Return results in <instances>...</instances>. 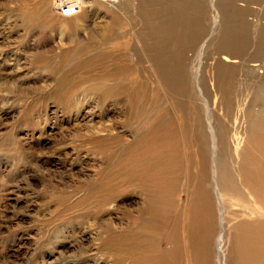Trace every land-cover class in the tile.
<instances>
[{
	"label": "rangeland",
	"instance_id": "obj_1",
	"mask_svg": "<svg viewBox=\"0 0 264 264\" xmlns=\"http://www.w3.org/2000/svg\"><path fill=\"white\" fill-rule=\"evenodd\" d=\"M219 1L218 17L213 0H119L93 8V0H0V264H147L154 256L166 258L171 248L166 235L177 222L190 221L182 210L190 209L198 188L208 194L211 264L231 259L238 223H264V207L237 175L251 125L264 107V70L251 69L264 60V20L253 23L264 15L246 11L247 23L227 0ZM139 7L151 10L155 24L173 22L174 32L160 33L157 40L164 34L174 64L183 66L188 91L180 99L190 107L189 120L193 113L202 124L200 155L180 145L172 170L161 158L165 185H173L168 219L150 213V185H156L150 171L159 159L145 162L137 154L155 141L144 138L143 117L161 113L162 122L176 128L178 114L151 85L138 91L125 80L112 97L88 91L90 75L109 61L101 39L112 16L139 27L144 21L134 14ZM178 30L186 33L185 45L174 39ZM227 37L246 44L238 50L242 63L225 68L214 59ZM135 39L123 38L110 59L137 65L142 53ZM97 71L99 77L104 73ZM216 75L223 82L218 100L211 86ZM199 76L203 92L194 89ZM213 121L220 142L215 155L209 136ZM215 156L233 177L234 190L220 192ZM153 220L161 228L152 236L147 225ZM180 232L184 241L181 225Z\"/></svg>",
	"mask_w": 264,
	"mask_h": 264
},
{
	"label": "bare ground",
	"instance_id": "obj_2",
	"mask_svg": "<svg viewBox=\"0 0 264 264\" xmlns=\"http://www.w3.org/2000/svg\"><path fill=\"white\" fill-rule=\"evenodd\" d=\"M116 1L118 3L119 0H93L92 8L94 7V5L97 6L98 4L106 5L109 7L108 3L110 4L114 2L116 3ZM213 1H214V7L217 9L218 17H219L220 14L219 8H221L219 4L220 1L219 0H213ZM252 4H255L258 7H253ZM227 5H229L230 8L234 9V11L237 14H240L242 17H244L246 21L249 20L248 17H245L246 11L252 12L254 10V12L256 13L255 15H257V13L264 15V5L253 0H227ZM238 6L242 7L243 10H239V9L237 10ZM225 8L227 9V7ZM150 11L148 10L146 11L145 9L140 8L139 10L134 12V14H137L138 17H141L144 20L143 23H140V25L141 24L142 25L139 27L136 26L134 23H129V22L123 23L122 19H120L119 17L115 18L114 16H112L111 27L107 28L104 31V36L101 39V42L107 45L108 51L106 52L107 53L106 59H109V61L103 63V67L102 66L100 67L104 69V73L101 74L100 77L97 74H95L96 72H98L97 70L100 68H97V70L94 71L95 73L90 75L89 77L90 85H88V91L89 93L95 91L100 96L112 97L113 94L115 95V92H113L115 88L118 89V85L125 80L127 81L129 80L130 83L134 86L136 85L137 90L144 88L145 92H147L146 88L151 85L153 87L152 92L155 91L156 88H159L161 90L162 94L164 95V98H166V101H168L172 107V111H173L172 114L175 116L178 114L179 121L181 122L179 123L177 122L176 128L174 127V125H171V122L170 123L162 122L161 113H155V114L149 113L147 114V116L143 117L145 119L143 128H147L148 130L146 131L148 134L145 135L144 138L147 137L150 144L154 140L155 141L150 146L145 145L144 151H142L143 150L142 148L137 154L138 158L145 157V159H141V161L145 160V162H148L147 159L150 160L151 162H153L156 159H159L154 163L155 165L154 169L149 166L151 169H153L150 171L151 174L153 175L150 174V176L154 180H156L155 181L156 185H150L152 188L151 192L153 193L152 196L153 210L150 211V213L153 214L155 218L161 215V216H165L168 219L171 215V210H172L171 208L173 206L171 197L169 196L173 185H165V182L163 180L162 168H161L163 164L161 162V158H165L164 160L165 164L167 165L168 168H171L172 170L173 169L172 167H174L176 162H178L180 145L187 148H191L192 152L196 154L198 153L200 155L201 148L203 147H202V141L199 138L198 129H200L201 131L202 124L199 123V116L197 119H195L193 113L191 116V121L189 120L188 111L190 107L189 105H187L188 106V111H187L186 110L187 106H185L186 102H183L182 99H180V97H182L183 95L186 97V93L188 91L186 86V80L182 75L183 66L174 64L169 49V42H167V40L165 39V35L163 34L164 39L160 38L157 40V35L160 33H165V34L170 33L171 35L172 32H174L173 31L174 25H172L173 22H171V24L168 25L155 24L156 22L153 23L151 22V19H149V17L151 18L150 15L152 14V12ZM130 13H126V16L128 17ZM180 18L179 21L182 20ZM257 20L262 21L264 20V17L259 19L257 17V19L253 21V23L256 22ZM247 23H249V21H247ZM115 27L123 28L122 32H119L120 31L119 28L116 29ZM114 29L116 30V32ZM181 32L182 31L178 30L176 34V38L174 39H176L178 45L180 44L185 45L186 37L184 34L186 33L183 34ZM88 34H89V39L97 38L95 34L92 33H88ZM75 35L79 38V34H75ZM123 38H129V39L136 38L135 40L138 41V43H140L138 45L139 46L138 50L141 51L142 53V61L141 59H139V61L137 60L138 63L137 65L140 66L145 61L146 63L149 64L147 65V67L143 69L137 65H134L133 67H128V66L126 67V65H121L123 64L121 63L123 62V60H119L118 58L110 59L114 55L113 50L116 51L117 48H119L121 40ZM170 40L171 39H169V41ZM80 41L82 42V40ZM222 42H223V46L222 48H219V51H217V56L214 59L215 62L219 63L221 66L225 68L234 67L237 66L239 63H242L243 60L241 61V57L238 50L239 51L243 50L246 42L243 41L242 39H238L234 37L233 38L227 37ZM251 69L253 71H258L260 69L264 70V60L263 61L256 60L254 63H252ZM197 75L198 72L196 74V77ZM138 76H140L139 77L140 79L138 78ZM196 77L194 81V89L196 91L197 89L196 85H197L198 89L200 88L201 92H203L201 89L202 79L199 76L198 82H196ZM220 77H217L216 75L214 78H211V86L213 88V91L216 92L214 93L216 96V100H218L217 91H221V84L223 83L221 82ZM128 85L129 84H127V86ZM226 85L228 86L229 82L226 83ZM134 89L136 90V88ZM261 90L262 91L260 95L264 96V88H261ZM143 92H142V96H143ZM132 94L136 98L139 95V94L136 95L135 91L132 92ZM221 96H219L220 97L219 100L223 101L224 96L222 97ZM229 115L232 116L231 113ZM234 115L235 114H233V117ZM258 115H259L258 119H256L257 117H255L256 121L254 123L251 122L252 125L250 129L252 130L250 132L249 137L247 136L248 137L247 140L248 143L246 142L247 145L241 151V158L238 161L237 175L242 185H246L249 188L250 192L253 193V195H255L258 198L262 207H264V107L261 108V112ZM233 123H235V121ZM168 128L170 129V132L166 135H163L162 131ZM217 128L218 127H216L213 121L212 126H210L209 136L211 137L210 145L212 152H214V155L216 154V148L219 146L220 143V142L216 143V134L218 132ZM137 160H136V165L138 166L139 163L137 162ZM214 161L216 165H219L216 156L214 158ZM147 164L150 165V163ZM219 168L221 169V171L217 170V175L220 176L221 178V181L219 183L220 192L224 193L222 191H226L230 189L229 187H231L234 190V187H236V183L234 182L233 177H231L228 174V172L224 171V169H222L220 165ZM130 172L131 174L133 173L132 171ZM207 197L208 194L204 193L202 190L198 188L197 193L192 201L190 209H188V207L186 206L182 210L183 214H186L187 216L189 214L190 221L183 222V225L181 221L177 222L175 226H173L172 230L169 231V233L166 235L167 241H170L169 243L171 244L170 250L166 251L167 257L164 258L162 255L157 257L154 256L153 257L154 259L152 260L147 259L148 260L147 264H180L181 261L183 262L185 261L187 264H211L210 257L212 252L209 243V236L211 232L210 228L212 226V220H211V214L209 215L206 212L209 204ZM154 220L149 225H147L148 232H150L152 236L154 232H156L157 230L156 228L159 227L161 228V226L157 224V221L155 222ZM180 225L183 228V232L185 234L184 238L186 241L185 240L183 241L181 238ZM147 249H149V251L152 252L150 248ZM230 251L231 252L229 254V259L230 258L231 259L230 260L228 259L230 263L228 261L227 264H264V223L261 221L256 223H244V222L238 223L236 225V231L233 237L231 238Z\"/></svg>",
	"mask_w": 264,
	"mask_h": 264
}]
</instances>
